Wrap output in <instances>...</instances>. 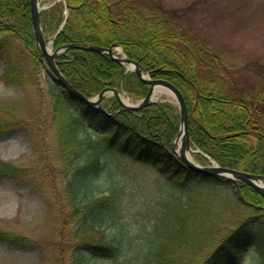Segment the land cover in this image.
Wrapping results in <instances>:
<instances>
[{"label": "trees", "instance_id": "16d2710c", "mask_svg": "<svg viewBox=\"0 0 264 264\" xmlns=\"http://www.w3.org/2000/svg\"><path fill=\"white\" fill-rule=\"evenodd\" d=\"M67 2L69 16L55 38V48L74 42L122 45L151 77L168 79L183 92L196 147L222 166L264 175L263 90L254 93L238 84L223 56L168 11L145 13L131 0ZM41 21L45 33H55L62 21L61 3L43 10ZM9 38L20 40L36 64L43 58L30 0H0V54L9 58L5 79L22 84L5 44ZM57 64L87 97L120 84L134 98L148 92L144 81L134 72L124 74L125 67L108 53L70 48L58 55ZM51 95L50 124L60 154L57 168L65 177L70 202L65 221L78 222L72 239L83 261L86 256H114L112 264H120L118 244L95 235L104 232L98 227L110 216H116L122 192L113 183L111 194L94 195L101 193L94 178L106 168L113 173L131 161L156 169L162 179L160 190L166 194L145 264H242L240 259L249 250L255 251L251 264H264V196L242 182L237 183L238 195L234 182L203 176L178 158L173 150L180 128L176 105L156 101L126 110L117 97L105 96L100 108L93 107L53 80ZM25 124V118L13 119L0 110V136L12 125L26 128ZM195 157L207 162L203 154ZM35 169L0 158V181L26 182L34 178ZM0 242L32 244L25 235L1 229Z\"/></svg>", "mask_w": 264, "mask_h": 264}, {"label": "rangeland", "instance_id": "374dc122", "mask_svg": "<svg viewBox=\"0 0 264 264\" xmlns=\"http://www.w3.org/2000/svg\"><path fill=\"white\" fill-rule=\"evenodd\" d=\"M55 1L40 0V4L47 6ZM131 1L145 13L163 9L175 15L189 31L223 56L238 84L254 93L264 91V0ZM58 3L63 13L64 2ZM53 34H46L49 41ZM8 40L5 44L15 58L22 84L6 81L9 58L0 54V110L13 119L25 118L27 124L26 128L12 125L0 136V158L18 166L34 167L36 172L33 179L20 184L10 179L0 181V229L25 235L32 241L27 247L0 242V264H112L114 256H86L85 261L78 256L72 239L78 222L71 218L65 221L70 202L65 177L57 168V133L50 124L52 76L42 61L36 64L31 59L20 40ZM126 99L131 104L140 100L130 95ZM157 99L176 105V99L170 95ZM161 181L155 169L131 161L113 173L106 168L94 178L101 191L94 195L111 194L114 184L122 192L116 216H110L98 227L104 232L95 235L118 244L120 264H145L155 237L160 201L166 195L160 190ZM254 253L245 252L240 259L242 264H251Z\"/></svg>", "mask_w": 264, "mask_h": 264}, {"label": "water", "instance_id": "95a60500", "mask_svg": "<svg viewBox=\"0 0 264 264\" xmlns=\"http://www.w3.org/2000/svg\"><path fill=\"white\" fill-rule=\"evenodd\" d=\"M30 3H31V13H32V18H33V25H34L36 41L51 68L52 77L54 78L56 83L63 86L64 90H67L73 95L81 98L86 103L93 105V106H98V107H100L101 105L103 96L107 92H110L116 95L121 100L125 109L133 110V109H139L141 107H144L146 105H149L155 102L156 100L153 98V94L157 88L164 87V88L169 89L177 101V104L179 107L180 120H181L180 130L177 136L175 137V143L173 146V149L176 151L179 158L183 162H185L189 167L197 170L203 175L220 176V177H224V178H227L233 181L245 182L251 185L256 190H258L264 196V175L250 173L245 170H238V169H233L230 167H223L217 163L216 164L212 163V165H202L194 160L193 153L200 152V151L192 147L190 133H189L188 107H187V103H186L183 93L177 86H175L172 82H170L167 79L151 78L149 72L138 61H135L127 57L126 55L118 56L117 54H115V47L117 45H112L111 47H103V46L96 45V44L69 43V44H65V45H62L56 48L54 51H50L49 46H48L49 42H47V39L43 32L42 24H41L40 2L39 0H30ZM66 11H68L67 2H66ZM67 18H68V12L65 13L63 23L60 29L58 30V32L64 27ZM68 48H80V49H86V50H94V51L102 52V53L107 52L115 60H117L124 66L126 64L134 65L132 70L136 72V74L144 82H146L149 85V90L146 96L136 104H129L123 101L119 90L113 89V88H106L93 98L86 97L80 90L76 89L69 82V80L62 74V72L59 70L57 66L56 58L58 54Z\"/></svg>", "mask_w": 264, "mask_h": 264}, {"label": "bare ground", "instance_id": "6f19581e", "mask_svg": "<svg viewBox=\"0 0 264 264\" xmlns=\"http://www.w3.org/2000/svg\"><path fill=\"white\" fill-rule=\"evenodd\" d=\"M117 51L121 52V48H118ZM126 67L127 68H133L134 65L127 64ZM163 95L173 96L172 92L169 89L164 88V87H160V88H157L155 90V92L153 94V98H159V97H162ZM122 98L125 100V102H127V99H126L125 95H122Z\"/></svg>", "mask_w": 264, "mask_h": 264}]
</instances>
